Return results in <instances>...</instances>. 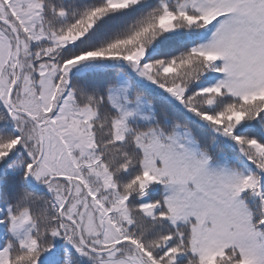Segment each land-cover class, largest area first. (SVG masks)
I'll use <instances>...</instances> for the list:
<instances>
[{
    "label": "snow or ice",
    "instance_id": "1",
    "mask_svg": "<svg viewBox=\"0 0 264 264\" xmlns=\"http://www.w3.org/2000/svg\"><path fill=\"white\" fill-rule=\"evenodd\" d=\"M0 264H264V0H0Z\"/></svg>",
    "mask_w": 264,
    "mask_h": 264
}]
</instances>
